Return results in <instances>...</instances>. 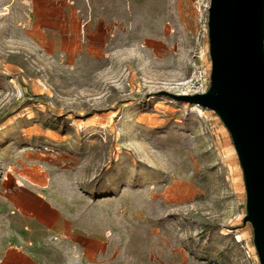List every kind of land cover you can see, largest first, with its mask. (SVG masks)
Instances as JSON below:
<instances>
[{
  "label": "rangeland",
  "instance_id": "rangeland-1",
  "mask_svg": "<svg viewBox=\"0 0 264 264\" xmlns=\"http://www.w3.org/2000/svg\"><path fill=\"white\" fill-rule=\"evenodd\" d=\"M208 5L0 0V252L42 186L106 233L92 264H259L228 131L161 92L207 88Z\"/></svg>",
  "mask_w": 264,
  "mask_h": 264
},
{
  "label": "water",
  "instance_id": "water-1",
  "mask_svg": "<svg viewBox=\"0 0 264 264\" xmlns=\"http://www.w3.org/2000/svg\"><path fill=\"white\" fill-rule=\"evenodd\" d=\"M206 25V90L161 92L212 109L228 131L243 178V222L264 264V0H209Z\"/></svg>",
  "mask_w": 264,
  "mask_h": 264
},
{
  "label": "crops",
  "instance_id": "crops-1",
  "mask_svg": "<svg viewBox=\"0 0 264 264\" xmlns=\"http://www.w3.org/2000/svg\"><path fill=\"white\" fill-rule=\"evenodd\" d=\"M26 189L28 200L16 204L24 217V230L16 231L4 246L0 264H44L45 248L69 264L100 262L107 235L95 227L88 213L78 209L77 202L42 186Z\"/></svg>",
  "mask_w": 264,
  "mask_h": 264
},
{
  "label": "built area",
  "instance_id": "built-area-1",
  "mask_svg": "<svg viewBox=\"0 0 264 264\" xmlns=\"http://www.w3.org/2000/svg\"><path fill=\"white\" fill-rule=\"evenodd\" d=\"M201 77L202 73L200 70H198L193 82L185 85V92L183 93L192 94L197 92H203L206 89V85H203Z\"/></svg>",
  "mask_w": 264,
  "mask_h": 264
},
{
  "label": "bare ground",
  "instance_id": "bare-ground-1",
  "mask_svg": "<svg viewBox=\"0 0 264 264\" xmlns=\"http://www.w3.org/2000/svg\"><path fill=\"white\" fill-rule=\"evenodd\" d=\"M183 92H185V91L183 90Z\"/></svg>",
  "mask_w": 264,
  "mask_h": 264
}]
</instances>
